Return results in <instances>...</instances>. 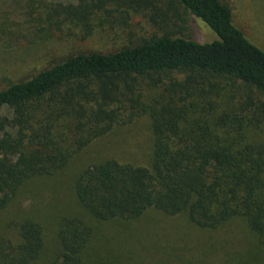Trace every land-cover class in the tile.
<instances>
[{
	"label": "trees",
	"instance_id": "trees-1",
	"mask_svg": "<svg viewBox=\"0 0 264 264\" xmlns=\"http://www.w3.org/2000/svg\"><path fill=\"white\" fill-rule=\"evenodd\" d=\"M25 8L27 33L65 52L1 79L0 215L93 141L146 117L145 162L104 158L75 177L76 206L55 218L52 264H264V51L230 3L31 0ZM188 15L216 39L171 29ZM148 210L200 232L201 255L137 252L126 238L99 235L104 222ZM13 227L15 237L0 233V264H35L46 249L42 222L27 215Z\"/></svg>",
	"mask_w": 264,
	"mask_h": 264
},
{
	"label": "rangeland",
	"instance_id": "rangeland-1",
	"mask_svg": "<svg viewBox=\"0 0 264 264\" xmlns=\"http://www.w3.org/2000/svg\"><path fill=\"white\" fill-rule=\"evenodd\" d=\"M30 1L0 0V84H3L1 79L4 76L18 79L30 70L42 66L46 60L56 56L55 54L65 52L64 48H50L52 40H35L27 33V27L22 22L26 18V4ZM47 1L84 6V0ZM225 1L233 8L235 23L264 51V0ZM171 29L177 31L178 35L199 42L216 39L215 33L194 15H188L186 23L174 25ZM100 40L95 43L87 42L85 45L99 46ZM4 113H7V110H4ZM151 136L148 119L141 117L129 126L116 127L111 133L93 141L57 176L44 181L38 180L36 184L27 187L14 203L1 213L0 233L4 237H15L14 222L27 215L39 217L44 227L46 249L35 264H52L56 240L55 218L76 206L73 181L79 171L88 164L110 157L121 162L143 163L150 151ZM186 225L180 216H167L148 210L139 220L104 222L100 225L99 235L108 240H112V237H115V240L116 237L126 238L127 245L137 252H142L145 248L157 251L170 249L171 252H174V249L183 256H199L202 250L195 242L200 232L191 231ZM223 231L219 230L216 235L222 236ZM136 238H139L140 243Z\"/></svg>",
	"mask_w": 264,
	"mask_h": 264
}]
</instances>
